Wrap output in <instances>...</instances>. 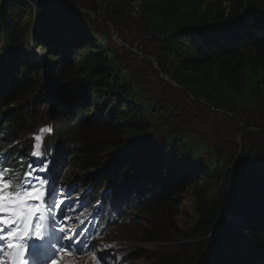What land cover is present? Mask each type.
<instances>
[{
    "label": "trees",
    "instance_id": "obj_1",
    "mask_svg": "<svg viewBox=\"0 0 264 264\" xmlns=\"http://www.w3.org/2000/svg\"><path fill=\"white\" fill-rule=\"evenodd\" d=\"M117 3L139 13L152 44L144 54L157 62L156 73L186 100L232 115L247 145L227 154L207 138L173 132L166 127L174 119L166 99L137 87L133 71L117 65L101 35L88 42L95 35L84 24H66L45 2L32 14L23 0H0V162L21 173L17 161L29 159L31 138L47 120L52 133L37 135L51 139L53 172L61 166L62 180L111 187L121 238L180 239L161 264H264V143L255 138L264 126L237 117L233 106L245 97L246 105L264 106V0ZM41 101L51 106L41 109ZM99 110L107 111L103 122L94 115ZM204 183H211L209 192ZM187 190L194 200L181 231ZM134 213L145 224L127 232L122 222Z\"/></svg>",
    "mask_w": 264,
    "mask_h": 264
},
{
    "label": "rangeland",
    "instance_id": "obj_2",
    "mask_svg": "<svg viewBox=\"0 0 264 264\" xmlns=\"http://www.w3.org/2000/svg\"><path fill=\"white\" fill-rule=\"evenodd\" d=\"M44 2L46 3V5H44L45 7L52 6L60 15L66 17V24H69L71 20H79L84 24L90 31L88 34L95 35L92 36L88 42L97 43L99 40L101 41L102 39L98 38V35H101L107 48L118 56V60L116 61L117 65L121 68L125 67L127 72L133 71L136 79L132 80V82L136 84L137 87L142 88L147 96L154 93L166 99V103L170 107V114L172 118H174L170 124L166 126L170 130L173 132L179 131L182 134L198 137V139L202 140L207 138L205 140H207L211 146L215 147L216 152L219 151L218 147H220L222 149L221 151L230 154L233 145H236L237 149L233 147L235 151H239L240 148H244L245 145H247L244 139L238 137V134L242 133L241 130L243 129L241 126L238 127L235 123L237 119L235 120L232 115L223 111H213L212 107L206 105L203 101L199 103L186 100V95L177 91V85L174 82L172 83H174L175 86L167 81L164 82L162 80L164 79V75L161 72H159V75L156 73L159 71L157 62L154 60V66L152 60L146 58L148 55L144 54L146 50H151L152 44L147 42L145 38V34L142 30L143 25L138 16L139 13L134 7L123 8V5L121 6V4H118L117 0H23V3L33 8L32 14L36 6L41 3L44 4ZM68 29V26L64 27V31ZM113 33L121 44L117 43L113 38ZM36 51L43 57V51ZM246 98L247 97L236 103V105H233L237 111V117L244 114L246 120H253L264 126V106L246 105L248 103ZM227 100L233 101L227 97L224 98V101ZM39 104L41 109H47L51 106L50 101H45V103L41 101ZM101 111L105 110H99V112L94 115L97 120L103 122L105 117H103ZM106 112L107 111H105V113ZM43 126H45V128H50L52 124L45 120ZM42 129L44 128L42 127ZM38 133L43 132H41L40 129L37 131V134ZM255 133H259V130H255ZM259 134H261V132ZM259 134L255 138L262 140L261 143H264V133L262 134L263 136ZM156 136L157 134L155 133L151 135L152 138ZM252 136L254 137L252 134L248 137V140H252ZM190 141L192 142L193 140ZM198 141L195 140L193 143ZM249 142L250 141H248V144ZM30 160V164L35 167L41 165V163L36 162L34 159ZM209 168L210 164L206 162L205 169ZM77 174L83 173L78 172ZM213 181L218 182L217 179ZM208 183H206V185L204 183L203 185L207 188L205 190L206 192L212 189L211 183L207 186ZM184 193L179 207L181 217L177 220L179 224L178 228L181 231H185L186 227L189 225V222L185 221L183 218L191 217V207L194 200V195L191 190H187ZM60 196V194L56 193V198ZM133 217L134 218L128 217L125 219L124 226L127 232H133L136 228L141 225L144 226L145 224L139 214L134 213ZM234 220L235 218H231V221ZM132 221L135 222L134 225H131ZM37 222L39 221L34 219L33 223L35 224ZM78 225L79 220L75 219L71 222L55 226L57 229L61 227L65 228L68 235L71 236V230L77 228ZM51 227L52 225L50 229ZM114 232L118 231L116 230ZM117 234H115L116 239L122 242L110 239V234L109 237L94 238L90 243V251L86 250L83 253H77L72 249V242L78 241L79 236H71L73 238L72 241H62L66 243V247H64V250L59 253L58 256H54V264H161L160 258L169 256L175 252L178 244L182 243L180 239L171 237V239L165 240V242L162 243L146 244L136 235L124 239L117 237ZM67 245H71V247H67ZM120 255H122L123 258L119 263L118 260ZM99 257H103V259L100 260ZM50 261L49 259V262Z\"/></svg>",
    "mask_w": 264,
    "mask_h": 264
},
{
    "label": "snow or ice",
    "instance_id": "obj_3",
    "mask_svg": "<svg viewBox=\"0 0 264 264\" xmlns=\"http://www.w3.org/2000/svg\"><path fill=\"white\" fill-rule=\"evenodd\" d=\"M41 132L50 133L51 129L44 128ZM35 139L39 141L41 137L37 135ZM38 147L35 145L34 149ZM31 155L39 157L41 153L33 150ZM40 171L48 169L42 167ZM54 185L55 181L47 176H36L33 171H24L21 176L19 171L0 162V256L8 258L6 262L0 260V264H29L26 253L31 255L32 264H41L64 250L62 241H72L63 227L57 229L53 224L48 230L43 223L45 217L40 214V204L49 217L63 204L56 199ZM34 219L40 222L34 224ZM82 251L77 248V252Z\"/></svg>",
    "mask_w": 264,
    "mask_h": 264
},
{
    "label": "bare ground",
    "instance_id": "obj_4",
    "mask_svg": "<svg viewBox=\"0 0 264 264\" xmlns=\"http://www.w3.org/2000/svg\"><path fill=\"white\" fill-rule=\"evenodd\" d=\"M99 126H100V124H99ZM49 140L51 141V139L48 137V139H47V141L49 142ZM56 165H57V163H51V164H49V165H47L46 166V169H48V171L49 172H51L52 173V175H53V177H56V176H58V175H61V176H65V170H63L62 169V167L61 166H59V168H56L55 170H56V172H53V169H54V167H56ZM58 167V166H57ZM19 169H23V170H25L27 167L25 166V165H19V167H18ZM76 172L78 173V172H82V171H80V170H76ZM48 175V174H47ZM50 175V174H49ZM79 176H81L82 174H78ZM48 177V176H47ZM108 190L111 192V195H112V191H111V187H108ZM106 195H107V193L104 191V190H102L101 192H100V194H99V201L102 203H105L104 202V197H106ZM79 196H85V197H87V201L88 202H92V198H91V196L89 195V193H88V191H86V190H84V189H80V191H79ZM59 201V200H58ZM112 203V202H111ZM110 210H111V216H110V218H111V220L112 221H114V213H115V211H114V209H112V208H110ZM92 213H94V211L92 212ZM59 229V228H58ZM26 258H27V253H26ZM49 259H47L46 261H48ZM43 261V260H42Z\"/></svg>",
    "mask_w": 264,
    "mask_h": 264
},
{
    "label": "water",
    "instance_id": "obj_5",
    "mask_svg": "<svg viewBox=\"0 0 264 264\" xmlns=\"http://www.w3.org/2000/svg\"><path fill=\"white\" fill-rule=\"evenodd\" d=\"M113 38L116 40L117 43L121 44V43L117 40L116 35H115L114 33H113ZM124 46H125V45H124ZM146 58L151 59L152 62H153V64H154V66H155V61H154V59L149 58V57H146ZM164 80L167 81L168 83H170L171 85H174V83H172V81H170L169 79H167V77H165V76H164ZM174 86H175V85H174Z\"/></svg>",
    "mask_w": 264,
    "mask_h": 264
}]
</instances>
